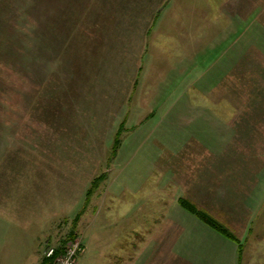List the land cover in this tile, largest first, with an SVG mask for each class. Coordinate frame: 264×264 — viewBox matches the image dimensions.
<instances>
[{
	"label": "rangeland",
	"instance_id": "1",
	"mask_svg": "<svg viewBox=\"0 0 264 264\" xmlns=\"http://www.w3.org/2000/svg\"><path fill=\"white\" fill-rule=\"evenodd\" d=\"M263 139L264 0H0V264L241 262Z\"/></svg>",
	"mask_w": 264,
	"mask_h": 264
},
{
	"label": "crops",
	"instance_id": "2",
	"mask_svg": "<svg viewBox=\"0 0 264 264\" xmlns=\"http://www.w3.org/2000/svg\"><path fill=\"white\" fill-rule=\"evenodd\" d=\"M262 161H263L262 169L261 171H259L261 172L260 177L258 174H255V180L252 181V184L241 186V190H242L241 192H243V189L247 190V192H245L246 194L245 198L239 199L237 201H230L231 203L229 205V211H225V212L222 211L225 214L226 213L229 214L230 220L228 223L233 228L235 227L236 230L241 235V237L243 238V240L241 241L243 243L242 261L239 262L238 247L236 246L235 243L226 241L225 239L220 237L219 234L205 227L207 229V232L210 234L212 240L220 243V245L224 248L221 254L226 255V253L228 252L227 256H229L228 258H230V264H251L249 261L251 255H261L262 259H264V158L262 159ZM235 168H237V166ZM218 180L220 182V179ZM237 182H238V177L235 179L232 178L231 187L232 185H235ZM241 184L242 183L240 182L239 186ZM216 191L217 189H215V193ZM238 193L239 191L236 194ZM140 217L141 216H139V218ZM240 223H244V225H240ZM141 224H142L141 220L136 221L135 227H141ZM97 232L98 231L90 232L89 241L92 242L93 240L98 238L96 237ZM140 232L141 231H139V233ZM219 241H221L222 243ZM83 246H84L83 249L86 253L87 243L86 245L83 243ZM201 252H203V254H206V251H204V249L199 251V254ZM183 253H189L188 249L183 248ZM135 254L136 251L134 250V255ZM244 254L246 255V259L243 256ZM209 258L212 259L213 261V262L211 261V264H222L216 262L215 259L212 258V256L210 255L207 259ZM208 263L209 262L206 260V258L204 261L197 262V264H208ZM134 264H141V263L135 261ZM146 264H154V263L150 262L149 260V262H147Z\"/></svg>",
	"mask_w": 264,
	"mask_h": 264
},
{
	"label": "built area",
	"instance_id": "3",
	"mask_svg": "<svg viewBox=\"0 0 264 264\" xmlns=\"http://www.w3.org/2000/svg\"><path fill=\"white\" fill-rule=\"evenodd\" d=\"M80 240L74 239L66 242L60 249L54 245H47L44 250L43 264H78Z\"/></svg>",
	"mask_w": 264,
	"mask_h": 264
},
{
	"label": "trees",
	"instance_id": "4",
	"mask_svg": "<svg viewBox=\"0 0 264 264\" xmlns=\"http://www.w3.org/2000/svg\"><path fill=\"white\" fill-rule=\"evenodd\" d=\"M211 222H212V221H211ZM213 225H214V222H213ZM215 226H216V225H215ZM76 236H77V235H76L75 233H71L70 236H68L66 239H64V241H62V243H60V244H58V245H54V246H56L57 249H60L61 246H63V245L66 243V241H67L68 239H74ZM83 248H84L83 243L80 241V250H79V252H78V264H79V258H80L81 254H82L83 251H84ZM43 262H45V259H44V258H43L41 264H43Z\"/></svg>",
	"mask_w": 264,
	"mask_h": 264
}]
</instances>
